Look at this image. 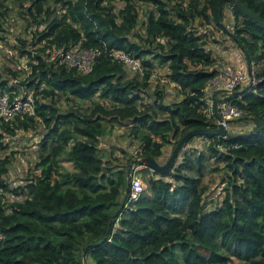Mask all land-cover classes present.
Segmentation results:
<instances>
[{
    "label": "trees",
    "instance_id": "16d2710c",
    "mask_svg": "<svg viewBox=\"0 0 264 264\" xmlns=\"http://www.w3.org/2000/svg\"><path fill=\"white\" fill-rule=\"evenodd\" d=\"M16 1L26 2L32 22L42 25L31 42L42 45L35 53L20 49L30 72L16 83L0 79V92L12 98L21 87L36 106L33 115H0V150L21 132H36L39 141L37 161L21 184L5 178L14 151L0 157V264H264V25L232 7L230 37L219 12L226 0H114L122 3L117 11L112 0ZM238 1L264 18V0ZM139 2L153 8L143 34L132 38ZM211 24L246 53L255 79L220 97L243 112L228 132L254 130L202 136L208 141L201 145L192 137L165 175L137 168V159L157 160L188 131L217 127L205 88L220 71L207 46L211 34L197 29ZM74 45L98 51L87 74L46 59L47 49ZM116 50L138 60L142 73L128 79V68L110 55ZM159 68L176 98L156 89L144 101ZM61 97L73 106L106 100L109 108L91 101L90 111L65 112L55 105ZM108 121L129 130L133 153L102 149ZM115 150L124 162L112 157ZM219 170L221 189L211 197L204 178ZM133 176L145 188L129 200Z\"/></svg>",
    "mask_w": 264,
    "mask_h": 264
},
{
    "label": "rangeland",
    "instance_id": "374dc122",
    "mask_svg": "<svg viewBox=\"0 0 264 264\" xmlns=\"http://www.w3.org/2000/svg\"><path fill=\"white\" fill-rule=\"evenodd\" d=\"M1 2L3 4L0 14L3 13L2 15H5L0 16V79H8L10 82L16 83L23 80L30 72L28 66V61L30 60H28L27 56L21 54L20 49H28L33 51L32 53H35L36 49L41 47L42 44L34 41L35 44L32 45L31 42L33 41L35 31L42 29V25H37L32 22V18L25 11V7L28 5L26 2L23 7L16 0H1ZM111 5L113 6V11H117L122 7V3L120 1L112 0ZM136 8L138 19L133 33L134 36H132V38H136L135 34L137 33L140 35L143 34L146 23V13L153 7L149 3L139 2L136 3ZM197 29H199V32L202 34H211V36H209V43L207 46L211 49V53L216 60V67L218 70L221 71L225 69L226 72L246 71L244 62L241 60L243 59V52H241L240 49L237 48L228 37H226L227 35H223V33L216 29L213 24L209 26L201 25ZM228 31H232V26H230ZM21 39L25 40L26 45H22ZM224 51L226 53L223 55V58H220L222 57L221 53ZM238 59L240 61H238ZM11 72H15L17 74L15 79L11 78ZM165 72V68H159L156 70L150 80V88L143 93L144 101H147L148 95L152 94L156 89H161L166 94L170 93L166 99L176 98V91L173 85L166 83L164 80ZM134 74L135 73H128L127 78L129 79L135 76ZM249 84L250 83H243L241 86L245 87ZM91 101H97L99 103L103 102L105 104L104 106L109 108V102L106 100L93 98ZM91 101L76 102L77 105L73 106V104L69 103V99L61 97L55 102V105L61 111L66 112L72 109L74 111L79 110L82 112L85 110H91ZM106 118L107 120H112L111 116H106ZM106 124L108 132L103 138H101L100 146L102 149H109L110 146L111 148L122 147L123 149H128L133 153L137 143H134V148H129V145L131 144L128 136L129 130L126 127H123L121 122L109 123L108 121ZM249 127H251V125L243 128ZM7 139H9L8 148L6 150H0V157L3 158L5 155H9L11 151H14V155L5 178L8 182H10V184L18 185L23 183L25 179L29 177L30 170L37 161L36 149L39 137L36 135V132L29 131L21 132L13 137H8ZM171 151V146H165L163 148V154L157 160L165 162ZM112 157L116 158V162H124V158H122L121 153L118 150L114 151ZM62 165L66 169H72V165L69 162H63ZM221 173H223L222 170L215 172L208 171L204 178L205 182H211V191L209 194L211 197L217 196L220 192L221 184L219 177ZM138 177L140 178V176ZM6 195L12 200L20 198L19 196H15L13 194ZM85 262L87 263V261ZM232 264L244 263H241L236 259H232Z\"/></svg>",
    "mask_w": 264,
    "mask_h": 264
},
{
    "label": "built area",
    "instance_id": "2783aa9c",
    "mask_svg": "<svg viewBox=\"0 0 264 264\" xmlns=\"http://www.w3.org/2000/svg\"><path fill=\"white\" fill-rule=\"evenodd\" d=\"M98 51L94 49H84L79 45L70 46L68 48H51L46 50V59L55 65H64L69 68L75 69L81 74H87L92 69V64ZM111 57L115 60L122 62L130 72L142 73V67L138 60L130 56L124 51H112ZM250 68L252 78L250 79L248 71L245 72H226L225 79L221 80L219 76L214 77L206 85V91L209 87L221 83V87L228 90H234L237 87H243V83H254L255 79ZM248 70V69H247ZM209 94V92H208ZM212 94V93H211ZM210 95V94H209ZM35 97L32 92L26 91L21 87L11 98L8 92H0V115L5 119L14 117V115H33L35 113ZM210 112L213 113L212 102L209 103ZM218 111L221 119H216V124L223 126L229 130V126L234 121L242 118L243 112L231 102L222 100L218 103ZM227 135L223 136L226 138ZM145 185L143 181L133 176L130 182L128 199L135 200L144 190Z\"/></svg>",
    "mask_w": 264,
    "mask_h": 264
},
{
    "label": "water",
    "instance_id": "95a60500",
    "mask_svg": "<svg viewBox=\"0 0 264 264\" xmlns=\"http://www.w3.org/2000/svg\"><path fill=\"white\" fill-rule=\"evenodd\" d=\"M224 6L229 7V8L235 7L236 9H238L241 13H243L244 15L249 17L250 19L256 21L257 23H259L261 25H264V18L258 16L257 14H255L254 12L249 10L247 7H245L238 0H226L224 3H221L220 8H219L220 17H222ZM229 34H230V37H233V33L231 31H229ZM244 57H245V62H246L247 69H248V74H249V77L251 79L252 78L251 71H250L251 62H250V59L248 58V56L246 55V53H244ZM232 92H234V91L228 90L226 88H220L213 93V95H212V107H213V114H214L216 119H218V120L221 119V116H220L219 111H218V103H219L220 95L231 94ZM242 118H244V117H242ZM252 119L255 120L257 124H259V120L257 118L254 117ZM253 130L254 129H251L250 131L245 132V133L236 132L237 130L228 132L226 130V128H224L221 125H218L215 128L193 129V130L188 131L177 142V144L174 146L169 157L167 158V160L165 162H160V161H158L152 157H142L140 159H137L136 162L138 165H141L143 167H148L151 170L157 171L161 175H165L168 171H170L174 167L177 159L183 153L184 149L188 145L189 140L192 137H197V136H205V137H207V136H219V137H223L225 135H227L228 137H234V136H237L240 134H249ZM130 171H131V168L129 167L128 168V177L130 176ZM128 191H129V184L127 185L126 196L128 194Z\"/></svg>",
    "mask_w": 264,
    "mask_h": 264
},
{
    "label": "crops",
    "instance_id": "0c3cea01",
    "mask_svg": "<svg viewBox=\"0 0 264 264\" xmlns=\"http://www.w3.org/2000/svg\"><path fill=\"white\" fill-rule=\"evenodd\" d=\"M232 20H233V18H232V14H231V9L229 8V7H226V6H224V8H223V15H222V23H223V25L229 30V28H230V26H232ZM227 37V36H226ZM241 51V50H240ZM242 52V51H241ZM226 52L224 51L223 53H221V56L222 57H220V58H223V55L225 54ZM243 62H244V65H245V67H246V71H248L247 70V65H246V62H245V57H244V55H243V59H241ZM238 61H240L239 59H238ZM220 71V70H219ZM128 73H130V71L128 70ZM224 73V74H223ZM226 74V71H225V69L224 70H221L220 72H219V74L217 75V76H219L220 77V79L221 80H223V79H225V75ZM171 85H173V84H171ZM220 88H223V87H221V83H219V84H217V85H213V86H210L209 87V90H208V92H209V94H210V96H211V102H212V95H213V93L216 91V90H218V89H220ZM212 93V94H211ZM169 94L170 93H168L167 94V97L169 96ZM223 95H225V94H222V95H220V97H222ZM236 130H238V128H236ZM208 140L206 139V138H204V137H202V136H197L194 140H193V142H192V144H194V145H201V144H204V143H206ZM130 142V141H129ZM131 143V142H130ZM192 144H189V146L190 145H192ZM131 147H133L134 148V145L133 146H130L129 145V148H131ZM137 149V146H136V148H135V150ZM134 150V151H135ZM131 166H134V165H128L127 166V168H131ZM141 165H138V166H136L137 168H141V167H143V166H141ZM135 167V168H136ZM148 168V167H147ZM150 169V168H149Z\"/></svg>",
    "mask_w": 264,
    "mask_h": 264
},
{
    "label": "flooded vegetation",
    "instance_id": "af4514ba",
    "mask_svg": "<svg viewBox=\"0 0 264 264\" xmlns=\"http://www.w3.org/2000/svg\"><path fill=\"white\" fill-rule=\"evenodd\" d=\"M222 15H223V13H222Z\"/></svg>",
    "mask_w": 264,
    "mask_h": 264
}]
</instances>
